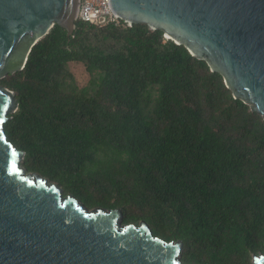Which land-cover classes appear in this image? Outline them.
<instances>
[{
  "label": "trees",
  "instance_id": "1",
  "mask_svg": "<svg viewBox=\"0 0 264 264\" xmlns=\"http://www.w3.org/2000/svg\"><path fill=\"white\" fill-rule=\"evenodd\" d=\"M0 84L18 100L8 140L64 194L181 240L185 264L264 253V120L161 30L77 20L68 36L54 24Z\"/></svg>",
  "mask_w": 264,
  "mask_h": 264
},
{
  "label": "water",
  "instance_id": "2",
  "mask_svg": "<svg viewBox=\"0 0 264 264\" xmlns=\"http://www.w3.org/2000/svg\"><path fill=\"white\" fill-rule=\"evenodd\" d=\"M129 25L145 23L218 72L264 120V0H108ZM77 0H0V78L21 70L54 25L71 35ZM18 105L0 84V264H185L181 240L154 234L120 208L86 206L22 164L4 125ZM264 264V253L253 255Z\"/></svg>",
  "mask_w": 264,
  "mask_h": 264
},
{
  "label": "built area",
  "instance_id": "3",
  "mask_svg": "<svg viewBox=\"0 0 264 264\" xmlns=\"http://www.w3.org/2000/svg\"><path fill=\"white\" fill-rule=\"evenodd\" d=\"M74 20L98 25L118 24L120 18L110 9L108 0H77Z\"/></svg>",
  "mask_w": 264,
  "mask_h": 264
},
{
  "label": "rangeland",
  "instance_id": "4",
  "mask_svg": "<svg viewBox=\"0 0 264 264\" xmlns=\"http://www.w3.org/2000/svg\"><path fill=\"white\" fill-rule=\"evenodd\" d=\"M69 68L72 71V73L74 74L76 82L79 86L84 85L88 81L89 75L81 63L69 62ZM85 205L88 206L87 204H85ZM88 207H90V206H88ZM252 264H253V259H252Z\"/></svg>",
  "mask_w": 264,
  "mask_h": 264
}]
</instances>
